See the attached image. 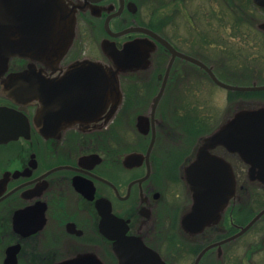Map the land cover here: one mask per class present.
I'll list each match as a JSON object with an SVG mask.
<instances>
[{
	"label": "flooded vegetation",
	"instance_id": "1",
	"mask_svg": "<svg viewBox=\"0 0 264 264\" xmlns=\"http://www.w3.org/2000/svg\"><path fill=\"white\" fill-rule=\"evenodd\" d=\"M28 2L36 3L33 21ZM148 17L138 0H0V107L22 113L30 124L28 136L0 144V264H65L89 255L106 264L108 252L118 264L103 230L117 231L119 220L128 236L173 264L164 247H175L191 208L182 216L188 165L182 169V99L172 96L182 93V62L195 65L176 58L168 71L170 51L140 30L182 50ZM25 24L35 26L32 35L22 33ZM255 26L264 32V21ZM31 42L29 54L22 47ZM129 44L140 51L139 63L111 78L89 116L83 108L89 101L80 100L87 79L76 84L74 75L92 64L116 70L108 49ZM62 86L67 92H55ZM140 117L146 121L139 125ZM219 152L213 153L224 158ZM235 201L199 234L183 229L200 252L240 230L231 214L222 226Z\"/></svg>",
	"mask_w": 264,
	"mask_h": 264
},
{
	"label": "rangeland",
	"instance_id": "2",
	"mask_svg": "<svg viewBox=\"0 0 264 264\" xmlns=\"http://www.w3.org/2000/svg\"><path fill=\"white\" fill-rule=\"evenodd\" d=\"M138 3L146 22L148 16H153L151 23L182 52L215 67L223 81L264 85V32L255 26L256 22L264 21V12L253 7L251 0H138ZM231 93L237 92L218 87L203 71L182 62V93L177 91L172 96L177 101L182 99V169L202 146V138L243 111L264 108L263 94L250 92L245 98L241 95L242 98L230 99ZM216 151L234 163L238 193L222 226L229 224L231 214L241 230L264 209L263 185L252 183L248 165L236 155H227L222 148ZM180 192L183 216L190 210L192 198L184 185ZM240 230L235 228L234 235ZM185 234L182 229V234L175 237V247L170 244L164 247L163 252L170 255L173 264H194L200 252ZM105 260L106 264H115L109 252ZM201 264H264V217L242 236L213 251Z\"/></svg>",
	"mask_w": 264,
	"mask_h": 264
},
{
	"label": "water",
	"instance_id": "3",
	"mask_svg": "<svg viewBox=\"0 0 264 264\" xmlns=\"http://www.w3.org/2000/svg\"><path fill=\"white\" fill-rule=\"evenodd\" d=\"M255 3L258 6L264 7V0H255ZM35 4V2H28L26 4L30 7L29 11H32L28 16L31 21L34 20V16L32 15L36 11ZM23 28L24 30L26 29V32L23 30L24 32L22 33L30 36L33 34L35 26L25 24ZM107 29L112 34L108 23ZM130 30L133 31L134 29ZM130 30L128 32H131ZM140 32L150 35L170 51L172 60L168 71L172 67L174 60L180 58L203 69L216 85L228 91H264V85L238 86L223 82L218 78L212 67H209L195 57L179 52L160 35L148 29H141ZM34 45V42L25 43L22 48L25 47L24 50L30 54V52H33ZM19 49L21 48L15 47L12 51H18ZM139 52L134 44L126 45L122 50L112 46L108 49V54L114 60L117 66L116 70L92 64L90 71L74 75L75 79L80 77V80L73 81L76 84L81 83L83 78L87 79L84 84V86L86 85V97L84 98L82 94L80 95V100L87 99L86 101H89L83 107L87 110L89 116H93L96 113L99 100L105 98L104 95L107 96L108 88L111 85V78L115 80L120 70L126 71L137 66V63L140 61ZM57 91L59 94L67 92L64 86L58 87V90L55 92ZM163 92L164 87L155 98L153 110H155L161 100ZM33 93L35 94V92ZM139 121V125L141 121L145 123L146 118L140 117ZM29 129V121L22 113L0 107V144L17 140L22 136H28ZM201 143L202 146L198 149L196 159L186 168V182L193 199V205L191 210L182 219V228L187 233L193 235L199 234L212 220H218L220 213L236 197L237 186L234 170L224 158L214 154V151L222 148L229 153L238 154L249 165L248 173L250 180L252 182L257 181L264 187V108L243 111L235 115L217 131L204 137ZM263 216L264 209L243 227L239 233L204 249L196 257L194 264H200L204 255L210 249L215 247H219L220 249L223 244L234 241L242 236L261 220ZM118 223L117 231L116 227L113 226L111 227L112 230L108 228L106 231L103 230V234L113 242V251L119 264H167L158 252L146 246L140 238L128 236L127 232L129 229L124 221L119 220ZM65 264H102V262L95 256L89 255L71 260Z\"/></svg>",
	"mask_w": 264,
	"mask_h": 264
},
{
	"label": "trees",
	"instance_id": "4",
	"mask_svg": "<svg viewBox=\"0 0 264 264\" xmlns=\"http://www.w3.org/2000/svg\"><path fill=\"white\" fill-rule=\"evenodd\" d=\"M195 67V66H194ZM196 68V67H195ZM204 73V72H203ZM250 94H252V93H250V92H248V93H239V92H237V93H231V96H230V99H232V98H235V97H238V98H245V96H249ZM253 94H263L264 95V92H258V93H253ZM241 95H243L242 97H241ZM184 131V130H183ZM184 132H186V131H184ZM187 152H189V151H187ZM191 152V151H190ZM263 189H264V187H262ZM252 196H254L253 194L251 195V197ZM253 218V217H252Z\"/></svg>",
	"mask_w": 264,
	"mask_h": 264
}]
</instances>
